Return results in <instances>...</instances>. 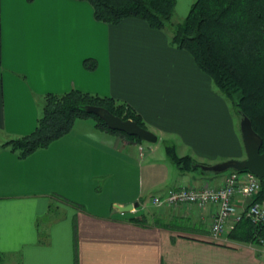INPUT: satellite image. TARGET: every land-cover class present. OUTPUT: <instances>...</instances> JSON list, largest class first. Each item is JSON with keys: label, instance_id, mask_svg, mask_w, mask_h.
Listing matches in <instances>:
<instances>
[{"label": "crops", "instance_id": "obj_1", "mask_svg": "<svg viewBox=\"0 0 264 264\" xmlns=\"http://www.w3.org/2000/svg\"><path fill=\"white\" fill-rule=\"evenodd\" d=\"M193 2L175 0L174 12L183 19ZM169 35L132 17L97 21L82 0H0V264H264L258 247L226 236L233 218L211 237L216 206L150 202L180 186L218 187L233 170L200 165L246 157L229 101ZM72 89L127 104L157 141L81 119L25 158L1 148L33 131L45 94ZM165 145L198 166L178 167ZM234 203L238 214L244 201Z\"/></svg>", "mask_w": 264, "mask_h": 264}, {"label": "trees", "instance_id": "obj_2", "mask_svg": "<svg viewBox=\"0 0 264 264\" xmlns=\"http://www.w3.org/2000/svg\"><path fill=\"white\" fill-rule=\"evenodd\" d=\"M82 1L91 5L97 21L116 24L132 17L153 29L167 30L170 43L188 52L239 116L244 114L250 119L253 130L262 138L260 152H264V0H194L187 15L176 23L172 21L175 0ZM83 66L93 70L96 62L85 59ZM93 106L147 128L140 115L127 104L113 97L72 89L61 94H45L33 131L10 138L1 148L25 158L69 133L77 119L87 118H93L99 130L143 142L136 136L109 129L102 119L86 110ZM165 150L180 168L198 166L188 155L177 156L173 146L165 145ZM254 200L264 201V177ZM141 218L131 217V220ZM226 236L240 243L258 245L264 237V226L241 217Z\"/></svg>", "mask_w": 264, "mask_h": 264}, {"label": "built area", "instance_id": "obj_3", "mask_svg": "<svg viewBox=\"0 0 264 264\" xmlns=\"http://www.w3.org/2000/svg\"><path fill=\"white\" fill-rule=\"evenodd\" d=\"M260 189V179L250 171H230L224 182L218 186L203 185L200 188L180 186L169 191L165 196H155L150 202L155 206L196 205L204 207L216 206L210 234L214 240H219L226 232L228 221L234 222L241 217L248 218L254 224L264 226V201H255L254 197ZM244 201L240 213H236L234 199ZM246 201V202H245ZM252 246V245H251ZM260 257L264 260V237L258 241Z\"/></svg>", "mask_w": 264, "mask_h": 264}, {"label": "water", "instance_id": "obj_4", "mask_svg": "<svg viewBox=\"0 0 264 264\" xmlns=\"http://www.w3.org/2000/svg\"><path fill=\"white\" fill-rule=\"evenodd\" d=\"M86 110L102 119L109 129L117 130L130 136H136L147 143H155L158 139L157 135L149 129L139 126L131 119H122L104 108L93 106L87 107ZM239 128L246 157L241 160L231 159L214 165H200V167L203 170L214 172L226 170L250 171L259 179H262L264 177V152H260L262 138L253 130L250 119L244 114H241ZM135 206V204L129 203L117 206V209L121 213H124L131 211Z\"/></svg>", "mask_w": 264, "mask_h": 264}, {"label": "rangeland", "instance_id": "obj_5", "mask_svg": "<svg viewBox=\"0 0 264 264\" xmlns=\"http://www.w3.org/2000/svg\"><path fill=\"white\" fill-rule=\"evenodd\" d=\"M183 3H180L179 4V9L182 11V8H183ZM184 8H185V6H184ZM188 10H189V8L185 11L186 13H184V14H187V12H188ZM180 12L179 11H177V12H174V14H173V18H172V21L173 22H181L182 21V19L181 18H179V16H180ZM175 16V17H174ZM186 16V15H185ZM176 18V19H175ZM176 20V21H175ZM178 20V21H177ZM217 89V88H216ZM217 91L223 96V94L217 89ZM224 97V96H223ZM229 101V100H228ZM230 103V102H229ZM230 105L232 106V104L230 103ZM232 109H233V115H234V119H235V124H236V126H238L239 125V122H240V116H239V114L236 112V110L233 108V106H232ZM86 121H87V123H94V119L93 118H87V119H85ZM77 121V123H79L78 121H83V120H81V119H77L76 120ZM116 135H118V134H116ZM119 137H121L122 139H124V137L123 136H120V135H118ZM145 143V142H144ZM160 149H163L162 148V146H161V148ZM155 209V207H151V206H149V210H154ZM169 209V208H168Z\"/></svg>", "mask_w": 264, "mask_h": 264}]
</instances>
